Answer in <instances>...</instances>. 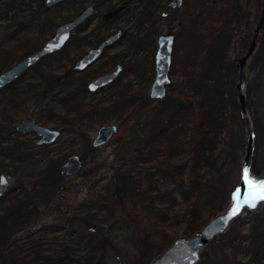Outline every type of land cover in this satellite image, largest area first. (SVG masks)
Returning <instances> with one entry per match:
<instances>
[{
    "label": "trees",
    "instance_id": "trees-1",
    "mask_svg": "<svg viewBox=\"0 0 264 264\" xmlns=\"http://www.w3.org/2000/svg\"><path fill=\"white\" fill-rule=\"evenodd\" d=\"M45 1L9 0L0 4V20L6 21L3 28L16 27L5 38L6 42L14 44L0 50V72L24 55L42 47L54 34V27L61 22L57 21L54 11L63 6L71 9L72 15L65 17L62 20L64 22L84 8L86 2L70 0L66 4L60 2L50 7L45 5ZM142 1L143 7L132 11L126 19L132 20L135 23L133 28L135 26L136 29L131 32L122 29L115 47L123 44L124 40L128 41V50L134 55L144 51L143 58L151 57L152 63L146 66L136 59L131 64V57L128 61L123 60L124 71L114 82L118 98L110 105L101 107L93 100L88 101L93 95L87 83L100 72H80L76 75L66 62L73 63L76 59L70 54L72 48L79 57L86 46H95L103 40L112 24L131 11L132 3L116 16L114 22L105 23L101 12L114 8L116 4L99 0L91 18L76 30L61 51L46 56L20 78L0 89V104H3L0 107V165L7 173H13L19 167L35 170V179L31 183L26 185L18 179L17 189L7 192L0 199V264H116L112 260L115 256L118 257L117 264H149L177 237L170 230L172 225L185 222L184 234L191 237L228 205L233 188L229 187L227 175L221 172L217 164L220 145L226 143L222 138L226 108L229 104L235 108L239 106L234 94L239 69L229 52L242 27L245 32L242 49L247 47L252 36L251 12L247 6L250 0H184L185 16L181 20L178 15L180 27L176 34L173 33L175 40L170 69L173 78L170 77L171 82L167 86L170 87V93L167 92L160 100L161 106L152 109L150 130L145 135L140 133L137 136L139 146L135 148L128 168L116 169L114 176L115 202L139 201L147 214L155 219L154 231L148 234L160 233V238L157 240L150 235L138 238L134 235L136 253L132 258L126 253L125 257L129 259L124 263L122 251L114 243L113 227L101 232L98 229L97 223L102 222L100 217L105 216L104 209L108 214L115 213L111 207L104 205L105 202H101L103 199L100 196L93 201L94 212L87 211L78 216L77 223L72 221V229L64 231L59 247L51 246L48 236L64 228L61 226H47L24 238L12 239L18 230L35 218L42 205L56 200L64 179L61 165L70 150L53 155L45 152L37 159L34 151L28 150L30 147L23 141L24 134L13 135L14 129L10 127L11 111L31 98H48L50 105L40 119L44 123L52 121L55 127H59L93 113L117 114L130 106L137 92L130 82L119 86L120 79L128 70L142 79L155 74V59L151 55L154 51L153 40H156L153 37L158 33V28L153 21L161 18L158 13L161 5L158 0ZM257 3L260 6V0ZM41 7L46 14L44 17L38 15L37 9ZM28 16L31 18L24 21L23 18ZM96 18V27L89 30ZM28 29L37 30V39L17 41L19 35ZM102 29H107L105 34ZM46 60L48 66L45 68L43 63ZM112 61L117 62L114 59ZM258 67L264 73V32L260 52L253 62V68ZM63 69L65 72L56 73ZM58 86L67 89L65 95L55 93ZM252 90L250 86V93ZM125 93L128 97L123 95ZM151 101L148 97V103ZM247 104L251 106V100ZM53 105L60 111L56 112ZM261 121V117H256L254 134L258 143H264V123L261 124ZM77 142L79 140L69 146L74 147ZM228 145L227 155L234 160L237 153L233 150L241 146L243 148V141L237 135L231 138ZM181 151L190 154V163L172 161ZM259 151L258 147L249 166L254 178L260 177L264 171ZM166 178L177 181L178 188L162 191L160 182ZM180 201L187 203V207L182 213H176ZM241 222L246 223L241 218L235 219L231 228L218 235L202 252L197 264H264V213L252 214L248 233L243 232ZM113 250L114 253H111ZM240 253L249 256L248 260L238 259Z\"/></svg>",
    "mask_w": 264,
    "mask_h": 264
},
{
    "label": "rangeland",
    "instance_id": "rangeland-1",
    "mask_svg": "<svg viewBox=\"0 0 264 264\" xmlns=\"http://www.w3.org/2000/svg\"><path fill=\"white\" fill-rule=\"evenodd\" d=\"M9 0H0V4L5 3ZM92 0H86L85 4L90 3ZM124 0H110L109 2L114 4H119ZM170 0H158L161 7L158 10L160 21L155 25L158 28V33L153 39L154 42H157L158 37L161 34H167L168 32L177 33L180 27L179 19L185 16V6H182L179 9L172 10V13L168 15L167 18L163 19L162 13L164 11L165 5ZM46 2V1H45ZM63 2V1H62ZM245 2V0H244ZM250 3L247 4L250 12H251V30L252 36L254 33V29L257 25L259 20V16L262 10L263 0H260V6L258 5V0H250ZM60 3V2H59ZM46 5V4H45ZM58 5V3L50 6L54 7ZM144 2L142 0L136 1L134 5L131 6V11L125 14L122 18L118 19L111 27L110 31L107 33L109 36L117 32V29H127L130 32L136 29L135 23L130 20H126L129 14L132 11H138L142 8ZM47 7V6H46ZM38 15L44 17L46 14L44 12V8H38ZM56 15L57 21H61L57 24L53 31L55 30L58 25H60L65 17L72 15L71 9L68 6H63L62 9L54 11ZM177 14V15H176ZM178 15L180 18H178ZM31 17L28 16L23 18L24 21L29 20ZM6 25L5 20H0V50L6 48L14 44V42H6L5 38L8 32L13 31L16 27H12L10 29H4L3 27ZM97 25V19H95L90 27L89 30L94 29ZM264 28L260 32V38L257 41V48L255 53L249 59L244 72L246 74V78L240 77V69L238 70L237 78L234 85V94L235 98L238 103V107L235 108L234 105H228L226 108V117H225V124L222 131V138L226 141L225 144L220 145L219 150L221 151L218 156V168L221 169L228 177L229 187L233 189L239 184L242 178V169L246 165L250 166L253 154L257 151L258 147L260 148L259 157L262 159L263 163V170H264V143H258L257 139L255 138V119L260 118L262 119L261 124L264 123V73L261 72V67L253 68V62L255 56L260 52L263 31ZM107 29H102L103 34H105ZM37 35L39 33L37 30L28 29L26 32L24 31L23 34L19 35L17 41H24V40H36ZM54 35V34H53ZM252 36L248 40V45L246 48H241V42L245 39V32L244 27L242 30L238 31L237 36L235 37V41L231 44V49L229 55L232 59L236 61L237 58L241 57L246 53V50L250 44ZM155 42V43H156ZM158 45L154 44L153 50H151L152 55H154V59L156 56V50ZM152 48V47H151ZM174 48V46H173ZM90 49V46H86L84 48V52ZM148 51L149 48L147 47ZM148 51L146 54L148 55ZM71 53L76 54V50L72 48L70 50ZM148 52V53H147ZM31 53V52H30ZM82 53V50H81ZM27 55V54H26ZM145 52H139L138 54L134 55L131 50H128V41L123 42V44L117 46L116 48L108 49V55L103 57L101 61L93 66L91 72H100L106 71L115 68L116 63H112V60H117V62H121L124 66L125 63L123 60L128 61L131 57L132 61L130 63H134L136 59L141 64L146 66H150L152 63L151 57L143 58ZM25 56V55H24ZM77 59L80 57L75 56ZM140 58V59H139ZM76 59V60H77ZM46 60L43 63V67H47ZM74 63V62H73ZM67 66H70L69 62H66ZM11 66V65H10ZM8 66V67H10ZM7 67V68H8ZM6 69V68H5ZM65 69L58 70L56 73H63ZM156 74V73H155ZM155 74L151 76L148 80L142 79L134 76L133 73H127L125 77L120 81L118 84L119 86L125 85L126 82L132 83L133 90L137 92V96L135 101L130 104V106L124 108L121 112L117 114H90L82 117L81 119L71 120L59 127H55L52 121L44 123L40 117L43 113H45L47 108L50 105V101L48 98L41 99L40 97L31 98L24 103H22L17 109L11 111L13 116L11 119L10 127L14 129V136L23 134L18 133L16 131L17 124L26 117H31L36 120L38 123L60 131V136L57 138L54 144H43L40 145L38 143L39 136L34 133H27L22 136L23 141H25L26 145L30 148L28 150L34 151L35 157H42L43 153L49 152L53 154H60L63 153L64 150H70L69 156H67L64 162L72 155H78L82 158L83 166L79 173L72 175V176H65L60 186V190L58 192V196L56 200L49 203L48 205H42L39 209V213L35 216V218L24 228L17 231V233L12 237V239L16 238H24L28 234L32 232H36L37 230H43L47 226H61L64 227L57 232L51 233L48 237V241L51 246L59 247V243L63 240L64 231L66 229H72V221L77 223V217L84 215L87 211L94 212L95 209L92 208L94 206V199L100 196L102 197L103 201L107 205V207H111L115 212L113 215L108 214L106 209H104V215L101 216L102 222H98V229L101 231H105L110 227L112 228V233L115 240L116 247H118L122 252V260L123 262H127L129 257H133L136 253V247L134 246L135 243L133 242L134 235L139 237H144L150 235L157 240L160 238V233L156 234H148L153 233L154 231V223L155 219L152 218L147 214L144 210L142 204L139 201L133 200H125L124 203H117L114 200V193H115V171L118 168L126 170L129 166V163L132 161L135 148L139 146L137 141V136L141 133L145 135L150 130V122L153 118L152 109L157 107V105L161 106L160 100L156 101L158 103H154L151 101V104H148V96L151 93V86L155 77ZM260 75V77H258ZM170 77L172 75L170 74ZM91 77L90 79H92ZM241 78V79H240ZM178 78L176 77L175 80ZM242 83L243 93L246 96L247 102V114L244 115L241 110V105L238 99V89L237 84ZM259 83V86H258ZM24 84V83H22ZM252 86V91L250 93L249 87ZM255 86V89L254 87ZM5 88V87H4ZM2 89V88H1ZM67 92L66 88H62L60 86L55 88V93L62 96L65 95ZM167 92L170 93V87H167ZM123 95H128L125 93ZM122 95V96H123ZM250 96L252 98H250ZM118 98V93L116 92L115 87H111L107 91H100L96 93L92 97L89 98L88 101L93 100L94 103L98 104L99 106L103 107L105 105H110L115 99ZM156 100L155 98H153ZM103 101L104 103H101ZM0 104V107H2ZM55 107V111L59 112L60 110ZM152 107V109H151ZM150 108V111L148 109ZM1 109V108H0ZM53 109V108H52ZM57 109V110H56ZM108 125H116L118 130L117 132L111 137L109 141L100 145L94 146L93 141L98 136V131L103 126ZM264 126V125H263ZM262 126V127H263ZM73 128V130H72ZM76 131V133H75ZM133 131V132H132ZM134 131L136 134L134 135ZM253 133L254 135V149L252 152V157L249 159L248 162H245V158L247 155V145H248V138L249 134ZM81 134H83L81 136ZM243 141V148L242 146L233 150L237 153L235 159L233 160L232 157L227 155V150H229L228 143L231 142L232 137H237ZM76 146L71 147L75 141H78ZM184 142V141H182ZM93 148V149H92ZM173 162H177L179 164H183L185 162L190 163V154L181 151L176 154V157L172 159ZM63 164V163H62ZM13 169V168H12ZM15 172L10 173L13 175L18 176V179L23 181L24 184L28 185L31 183L35 178V170L31 167H24V168H16ZM4 172L3 166L0 165V173ZM217 175V174H215ZM264 175V171L260 175V177ZM188 177V172L186 170L185 178ZM259 178V177H258ZM78 182H83L85 189L82 193H75L74 186ZM143 185V184H142ZM146 184H144V187ZM178 182L171 179L166 178L160 182V187L162 191L164 190H171L178 188ZM181 200V198H179ZM230 201V200H229ZM96 204H98L96 202ZM229 204V202H228ZM228 206V205H227ZM226 206V207H227ZM187 207V203L180 201L179 205L176 207V213H182L184 209ZM219 213V212H218ZM217 213V214H218ZM264 213V204L261 206L259 211H248L245 210L242 215L238 218H241L246 223L241 222L242 230L244 233L249 232V221L252 219V214ZM215 216V215H214ZM213 216V217H214ZM212 217V218H213ZM210 218L209 221L212 219ZM106 219V221H105ZM208 221V222H209ZM185 222L178 225H172L170 230L176 233V236H186L184 234ZM206 224V223H205ZM204 224V225H205ZM203 225V226H204ZM233 225V223H232ZM202 226V227H203ZM201 227V228H202ZM232 227V226H231ZM230 227V228H231ZM40 232V231H39ZM37 232V233H39ZM223 234V233H222ZM65 241V240H64ZM115 250V249H114ZM114 250L111 253H114ZM128 254L125 257V254ZM238 259L243 258L244 261L248 260L249 256L240 253ZM112 260L117 264L118 257L115 256Z\"/></svg>",
    "mask_w": 264,
    "mask_h": 264
},
{
    "label": "water",
    "instance_id": "water-1",
    "mask_svg": "<svg viewBox=\"0 0 264 264\" xmlns=\"http://www.w3.org/2000/svg\"><path fill=\"white\" fill-rule=\"evenodd\" d=\"M65 0H46L47 6H52L56 3ZM134 0H126L118 7L110 12H106L103 15L104 20L108 21L118 15L126 6L133 3ZM97 1H93L85 9L79 12L72 20L68 22L61 23L57 26L54 35H52L39 49L23 56L20 60L12 64L10 67L2 70L0 72V89L8 86L13 81L20 78L22 75L28 71L32 66L38 64L43 58L48 55L54 54L61 51L70 38L72 37L73 31L81 24L90 19L93 14V10L96 6ZM184 0H171L166 7L162 15L164 17L175 9H179L183 6ZM264 28V0L262 4V10L259 16V20L254 29V33L250 44L246 50V53L241 57L236 59L238 68L240 69V77L246 78L244 69L248 64L249 59L255 53L257 48V41L260 38V32ZM122 31L111 34L98 47L91 49L86 55L80 58L75 68L79 70H84L95 61H97L102 55L105 47L114 44L120 37ZM175 35L173 33L162 34L158 39V49L155 56L156 63V76L151 88V97L155 99H162L167 93V86L171 82L170 69L172 62V51L174 46ZM123 67L118 65L116 69L110 73L102 74L92 80L89 84V89L94 92L98 88L108 85L113 82V80L121 73ZM240 78V79H241ZM159 82V83H158ZM238 89V99L241 105L242 113L247 114V100L243 93L242 83L237 84ZM118 128L116 125L103 126L98 131V136L93 141L94 146H100L111 139V137L117 132ZM16 131L18 133H34L40 138L38 143L43 145L54 144L57 138L60 136V131L56 129L48 128L31 117L23 118L16 126ZM254 149V135L249 134L248 145H247V155L245 162H248L252 157V152ZM83 166L82 158L78 155H72L61 165V173L65 176H72L80 172ZM256 180H264V175ZM0 180V199L7 193L13 192L18 187V177L16 175L1 172ZM241 191L244 190V184L242 178L239 184L233 189L230 195V201L228 206L218 214H216L209 222H207L202 228L195 232L191 237L188 236H178L174 239L172 244L155 256L149 264H197L201 260V254L204 252L210 243L220 234L226 232L233 221L240 217L245 210L248 211H259L264 201L260 202L256 208L243 207L240 213L225 222L224 217L233 206V195L237 189ZM85 189L83 182H78L74 186L75 193H82Z\"/></svg>",
    "mask_w": 264,
    "mask_h": 264
},
{
    "label": "flooded vegetation",
    "instance_id": "flooded-vegetation-1",
    "mask_svg": "<svg viewBox=\"0 0 264 264\" xmlns=\"http://www.w3.org/2000/svg\"><path fill=\"white\" fill-rule=\"evenodd\" d=\"M70 0H65V1H63V2H61V3H65L66 4V2H69ZM93 1H97V3H96V6H95V8H94V10H93V12L95 11V9H96V7H97V4L99 3V0H92L91 1V3L93 2ZM106 1H110V0H106ZM124 1H126V0H124ZM124 1H122L121 3H119V4H117L114 8H111V9H108V10H104L103 12H101V18H102V20L105 22V23H112V22H114L113 20L116 18V16L114 17V18H112V19H110V20H108V21H106V20H104V18H103V15L106 13V12H110V11H112L113 9H115L116 7H118L120 4H122ZM171 1V0H170ZM169 1V2H170ZM168 2V3H169ZM91 3H87V4H85V7L84 8H82L81 10H79L74 16H72V17H70L68 20H66V21H64V22H68V21H70V20H72L79 12H81L83 9H85L89 4H91ZM135 3V0H134V2L132 3V4H134ZM167 3V4H168ZM68 4V3H67ZM166 4V5H167ZM166 5H165V7H166ZM172 12H170L169 14H171ZM168 14V15H169ZM91 18V17H90ZM165 18H167V17H164L163 19H165ZM97 19V18H96ZM88 21V20H87ZM160 21V19L159 18H157V19H155L154 21H153V23H154V25H156L158 22ZM85 23V22H84ZM83 23V24H84ZM83 24H81V25H83ZM114 24V23H113ZM112 24V25H113ZM81 25H79L74 31H73V34H75L76 33V30L81 26ZM119 30H121V29H117V32L119 31ZM168 33H173V32H168ZM167 33V34H168ZM73 34H72V36H73ZM112 34V33H111ZM175 34V33H174ZM109 35H107L103 40H105L107 37H108ZM72 38V37H71ZM70 38V39H71ZM158 39H159V37H158ZM158 39H157V42L156 43H154V44H156V45H158L159 46V43H158ZM103 40H101L100 42H98L95 46H90V49L87 51H85L82 55H81V57L80 58H82L84 55H86L91 49H93V48H96V47H98L99 46V44L100 43H102V41ZM69 42V41H68ZM117 44V41L114 43V44H112V45H110V46H107V47H105V49H104V51H103V53H102V55L100 56V58L97 60V61H95L93 64H91L90 66H88L86 69H84V70H79V69H76L75 68V65H76V63H77V61L80 59H75V61H74V63H72V62H70L69 61V63H70V66L69 67H71L72 68V70H73V72L76 74V75H78L80 72H86V73H93V72H91V70H94V69H92L93 68V66L95 65V64H97L99 61H101L102 59H103V57H105L106 55H108V49H112V48H116L115 47V45ZM113 46V47H112ZM119 46V45H118ZM157 49H158V47H157ZM157 51V50H156ZM71 55H73L74 57L75 56H77V54H74V53H70ZM112 63H113V61H112ZM116 64H115V68L114 69H116V67L120 64V65H122V67H123V69H122V71H121V73L113 80V82H111V83H109L108 85H106V86H103V87H101V88H98L96 91H94V92H92L90 89H89V84H90V82L92 81V80H94L95 78H97L98 76H100V75H102V74H106V73H110L111 71H113L114 69H110V70H106V71H103V72H101V73H97L96 75H94V77L92 78V79H90L89 81H88V83H87V88L89 89V91L91 92V94L92 95H95L96 93H99L100 92V90L102 89V92H103V89H106V88H108V87H115V84H114V82L115 81H117L118 80V78L122 75V73H123V71H124V68H125V66L121 63V62H115ZM114 64V63H113ZM127 73H132L130 70H128V72ZM127 73L123 76V77H125L126 75H127ZM155 73H156V63H155ZM155 76H156V74H155ZM123 77L120 79V81L123 79ZM148 78V80H149V76H147L146 77V79ZM154 79H155V77H154ZM120 81H119V83H120ZM153 82H154V80H153ZM152 85H153V83H152ZM151 88H152V86H151ZM105 91V90H104ZM148 97H150L153 101H154V103L156 102V101H158V100H160V99H156V100H154L152 97H151V93H150V95L148 96ZM157 103V102H156ZM148 104H151V102H149ZM152 109V108H151ZM148 111H150V108L148 109ZM150 125H151V122H150Z\"/></svg>",
    "mask_w": 264,
    "mask_h": 264
},
{
    "label": "snow or ice",
    "instance_id": "snow-or-ice-1",
    "mask_svg": "<svg viewBox=\"0 0 264 264\" xmlns=\"http://www.w3.org/2000/svg\"><path fill=\"white\" fill-rule=\"evenodd\" d=\"M242 181L244 190L241 191L238 188L234 193L233 206L224 217L225 222L238 215L243 207L256 208L260 202L264 201V180H256L246 165L242 169ZM0 183L3 181L0 180Z\"/></svg>",
    "mask_w": 264,
    "mask_h": 264
}]
</instances>
